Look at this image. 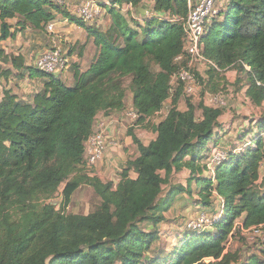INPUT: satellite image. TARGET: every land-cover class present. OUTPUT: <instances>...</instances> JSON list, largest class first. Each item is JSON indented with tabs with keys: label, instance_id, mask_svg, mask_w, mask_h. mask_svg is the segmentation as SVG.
I'll return each mask as SVG.
<instances>
[{
	"label": "trees",
	"instance_id": "obj_1",
	"mask_svg": "<svg viewBox=\"0 0 264 264\" xmlns=\"http://www.w3.org/2000/svg\"><path fill=\"white\" fill-rule=\"evenodd\" d=\"M107 2L103 6L111 26L104 32L71 16L64 10L67 4L0 0V45L27 29L46 30L56 12L84 29L99 50L87 72L74 65L72 87L37 70L47 80L32 100L0 89V264H264L263 249L245 261L238 252H228L237 222L244 229L264 225V118L257 122V134L250 127L239 135L238 141L245 145L240 151L228 152L217 133L224 108L196 106L187 99V111L177 110L183 85L177 82L180 86L172 96V81L188 64L186 58L176 62L184 52L187 0H154L153 16H142L143 23L116 6L130 4L139 14L144 0ZM10 20L18 22L12 26ZM202 45L204 56L221 71L245 74L246 97L262 107L264 0H226L219 16L209 22ZM0 60L15 70L24 67L21 56H7L1 47ZM208 67V73L201 75L206 87L200 84V94L209 87L206 92L223 94L217 93L220 85L215 82L223 72ZM10 76V71L0 73V83ZM126 79L139 115L136 125L145 126L170 98L174 106L154 126L157 139L148 146L131 132L140 155L126 164L114 188L111 182L89 176L85 143L100 113L124 110ZM249 136L252 140L244 144ZM211 146L227 152L213 169L208 167ZM184 169L190 172L186 187L172 186L166 193L164 186ZM63 184V202L57 210L48 202ZM82 186L94 190L100 206L89 215L67 214ZM180 195L198 197L196 204L205 214L221 209L220 218H213L216 232H188L168 259L152 256L157 228Z\"/></svg>",
	"mask_w": 264,
	"mask_h": 264
},
{
	"label": "rangeland",
	"instance_id": "obj_2",
	"mask_svg": "<svg viewBox=\"0 0 264 264\" xmlns=\"http://www.w3.org/2000/svg\"><path fill=\"white\" fill-rule=\"evenodd\" d=\"M85 1L87 0H66L67 7L64 10L74 18L79 19L78 10L81 8V6ZM95 1L98 3V5H100L103 12L101 15H99L100 17L94 19L92 22H87L86 24L88 26L97 27L98 24L100 23L102 26L101 27L102 29L100 30L106 32L108 30V25H107L108 14L103 6L106 0H95ZM150 1L151 0H144V2L146 3H149ZM150 12H152V10ZM55 14H56V21H55L56 23L54 24L53 33L48 32V30L34 31L33 29H30V31H27L26 33H22V34L20 33L18 34L15 40L3 44V49L7 54V56L13 58H18L19 56H21L34 69L35 63L39 58V56H41V54H43L48 50L55 49L56 45L62 48L65 54L68 53L66 54L67 56H69L70 50L71 51L73 50L72 52L76 50L78 51L81 50L83 46L80 47L78 46L81 44L80 42H83L85 40V39L81 40L82 37L81 31H78L77 29H75L74 25H71L68 22H66V20H64V16L61 15L60 13L55 12ZM150 16H152V13H150ZM136 22L138 21L136 20ZM14 23L15 22H13V24ZM64 32H66V35L62 37L61 34H65ZM68 38L70 39L69 41ZM75 39H78L80 41H77V45L73 47L74 46L73 40ZM90 41L91 40L88 38L87 44H89ZM94 48L95 46L93 44L92 49L94 50ZM70 67H71V63H70ZM196 67L200 70L199 73L200 84L206 87V85L203 84L202 77H204L208 73L209 67L203 66L200 63ZM152 69L153 71L158 70L154 66H152ZM9 70L11 72V75L13 74V78L11 79V81L18 84V85H11L13 88L18 87L20 84L18 89H20V91L21 90L28 91V93L25 94L27 96L30 94V92L35 90V88L37 87L35 83L29 82V84H27L28 86H26V83L23 84L21 82H17L19 80H16L14 78V75L16 73L13 72L14 71L13 68L6 61H0V73L8 72ZM70 72H72V69L70 70ZM26 75H28V73H26ZM220 75L221 76L217 78V81H215L218 82L220 85L217 93L223 92L224 97L226 98V106L223 109L224 115L221 117L222 118L221 121L224 124V126L228 127V131L230 135L227 138L228 140L227 147H230V150L229 149H225V150L230 152L231 150L235 151V149L237 148V152H238L245 145H241L240 142L237 140V137L239 136V134H243L250 127L251 129H254V133L257 134L258 130L256 128L257 126L256 122H259L262 118H264V105L262 107H256L249 100H247L242 94L241 89L247 84V79L245 74H239L237 70L230 69L223 72V74ZM238 80L242 81L241 85L237 84ZM124 84H125V88L127 89V97L125 103L129 107L130 105L128 104L132 103V93L128 89L130 85L128 79L125 80ZM7 85L9 86L10 84L8 83ZM1 88H5L4 81L0 85V89ZM207 89L210 90V87ZM207 89L203 90V92L208 93L206 92ZM203 92L201 94L200 92H198L196 95L192 97L185 96L186 97L185 99L186 100L189 99L194 105L198 106L200 103H203V101L205 102V99L208 100V96L206 95H209L210 93L205 95ZM23 97L25 96L23 95ZM169 106L170 104H166L164 109L169 108ZM197 113L198 115H200V111H198ZM240 129L242 130L243 133H238ZM251 129H249L248 132ZM223 136L224 135H222V137ZM250 137L251 136L248 137V141H245L244 144L252 140ZM254 137L255 135L252 138ZM140 138L146 143L150 141L148 139L143 138L142 136ZM210 148H211V156L214 155L215 156L214 158L216 159L220 158L219 154L222 153V151H220L221 148L218 149L215 148L214 146H211ZM214 162L215 161L211 160L210 161L211 164L209 166L211 165L214 166L215 165ZM261 172L264 177V165L262 167ZM162 175L164 176L163 173ZM187 178H190V174L187 171H181L179 173H175L171 178V183L169 185L164 186V191L168 193L172 189V186H182V184L187 185V180H188ZM65 185L66 184L61 185L56 196L48 202L49 204L55 206L57 210H60L61 204L63 202L62 194ZM188 198L186 197L184 198V201L188 202L186 207L182 208L181 206L180 207L176 206V208L173 210L171 207L169 212L166 213L165 215L166 221L161 223L157 228V232L159 233V239L152 246V249L150 251V254L152 256L159 255L164 258L170 257V255L173 254L176 248H178V246L181 245L182 241H184L186 235L191 233V231H195L193 228L199 227V225H201L200 231H209L212 233L216 232L215 229H213V227L210 225V222L207 221H210L211 219L217 217L220 218L221 209L220 210L217 209V211L214 212L209 211L207 214H205L203 212L202 207L196 204V201L199 200L197 197L190 198L188 196ZM99 206H100V199L94 193V190L91 187L82 186L73 195L71 204L66 210V213L73 215H89L90 213H93ZM216 212L218 213L215 214ZM203 219H205V222L202 221ZM147 227L148 226L144 225V228ZM236 227L238 231H236L235 236L228 243L229 245L228 252H238L241 256L244 257L243 259L245 261L248 258L247 256H251L252 254H260V251L262 249L264 250V244H261L260 242L253 240L251 234H246L244 232L241 233L243 227H241V230L238 228L239 225H237ZM206 262H209V260H207Z\"/></svg>",
	"mask_w": 264,
	"mask_h": 264
},
{
	"label": "crops",
	"instance_id": "obj_3",
	"mask_svg": "<svg viewBox=\"0 0 264 264\" xmlns=\"http://www.w3.org/2000/svg\"><path fill=\"white\" fill-rule=\"evenodd\" d=\"M153 2H154V0H151L149 3L143 2L142 3V8H140L138 10L139 14H134L132 16V18H134L135 20H137L140 23H143L144 20H143L142 16L151 17L150 16V13H151L150 11L153 9ZM144 3H146V4H144ZM223 4H224V0L222 1V7H224ZM107 16H108L107 25H108V29H109L110 26H111V18H110L109 15H107ZM55 21L52 23V25H54L56 23ZM174 21H177V20H174ZM13 22H15V23L13 24ZM17 22H18V20H10L9 24L12 25V26H15L17 24ZM74 27L78 31H81V33H82L81 34L82 35L81 40H84V39L85 40L83 42H80L81 44L78 46V47L83 46V48L81 50H79V51L76 50L74 52H72L73 50L69 51V56L68 57H69V60H70V63H71V67L68 70H66L65 72H63L59 76V78H61L63 80V82L66 84V86H68V87H72L75 84L74 65H76L82 73H85L92 67V65L95 63V61L97 60L98 55H99V50L97 49V47L95 45H94L95 46L94 50L92 49L93 44H94L92 40L90 41L91 43L89 42V44H87V42H88V34L86 33V31L84 29L76 26V25H74ZM101 27L102 26L99 23L97 28L102 29ZM16 29H17V27H14L12 29V31L16 32ZM27 31H30V29H27L25 32H18L14 39H9L8 41L3 42L0 45L2 50H4L3 49V44L4 43H7L9 41L15 40L17 38L18 34L26 33ZM34 31H36V30H34ZM64 33L65 34H61L62 37L64 35H66V32H64ZM69 40L70 39L68 38V41ZM73 41H74V44H73L74 46L73 47H75V45H77V41H80V40L75 39ZM23 60H24V67L21 70H15L11 63H9V62H7V63L13 68V70H14L13 72L16 73L14 75V78L16 80H19L17 82H21L23 84L26 83V86H28L27 84H29V82L30 83H35L37 85L35 90L30 92V94L27 96L25 94L28 93V91H23V90L20 91V89H18L20 84H19L18 87L13 88L11 85H18V84L14 83L13 81H11V79L13 78V74H12L9 79L2 80V82L4 81V83H5V88H1V91L3 89L11 90L14 95L18 96L19 98L23 99L24 101H30V100H32V98H33V96L35 94H37V93H39V92H41L43 90L45 82H46L47 79L45 77H43L41 74L37 73L36 67L33 69L31 67V65L28 64L25 61L24 58H23ZM71 69H72V72H70ZM26 73H28V75H26ZM2 82L0 83V85L2 84ZM8 83L10 84L9 86L7 85ZM172 86H173V93H172V96H173L175 94L176 90L178 89V87L180 86V84H178L177 81L173 79ZM246 89H247L246 86H244L241 89L242 90V94L244 95V97L247 100H249L246 97ZM182 94H181V96H180V98L178 100L176 108H177V110H179L181 112H185V111H187V100L185 99L186 97L184 95H182ZM206 94H208V93H205V95ZM23 95L25 97H23ZM206 96H208V100L205 99V102L203 101V104H205L206 106L212 107L211 99H210L212 94H209V95H206ZM1 98H2V96H0V99ZM166 104H170V106H169V108L164 109ZM128 105H130V106L128 107L127 104H125L124 110L119 111V112H116V111L109 112V113L102 112V113H100L98 115L97 120H96V121H99V120H103L104 119L105 121L108 122V130H109L108 134H109L111 139H114L119 144H118L117 148H111L107 152L105 158L102 161L98 162L95 166H93L91 168V170L89 169L90 172L92 171L89 174V176L97 177V178H99L100 180H102L105 183L111 182V183H113L114 188H116L117 185L119 184V182L121 180L120 173L126 167V164L129 161L136 160L139 157V155H140L138 146L134 142L133 135L144 146H148L151 142L155 141L157 139V133L154 131L153 128H154V126L159 125L160 123H162L166 119V117L168 116L169 112L171 111V109L174 106V102H173V99L170 98L165 103L163 109L156 116H154L149 121H147L145 126L136 125L137 121L133 120L128 115L131 110H134L133 99H132V103L131 104L129 103ZM221 119H220V126L221 127H219V129L217 130V133L221 134V136L224 135L221 138V145L225 149H229L230 150V147H227V144H228L227 138L230 136L229 135V131H228V127L224 126V124L222 123ZM146 126H149V127L147 128ZM131 132L133 133V135H131ZM238 133H242V130L240 129ZM141 136L143 138H145V139L150 140V141L148 143L144 142L143 140H141V138H140ZM238 137H237V140H238ZM183 171L189 172L186 169H184ZM189 174H190V172H189ZM261 174H262V172H261ZM131 177L135 179L137 176H136L135 173L132 172L131 173ZM182 186L186 187V185H183V184H182ZM185 197L188 198L187 195L178 196L175 199V201H174V203L172 205V210L175 209L176 206L177 207L181 206L182 208L186 207L188 202L184 201ZM240 223H241L240 221L237 222V225L242 227ZM150 257L152 258L151 255H150ZM161 258H164V257H161ZM168 258H165V259H168Z\"/></svg>",
	"mask_w": 264,
	"mask_h": 264
},
{
	"label": "built area",
	"instance_id": "obj_4",
	"mask_svg": "<svg viewBox=\"0 0 264 264\" xmlns=\"http://www.w3.org/2000/svg\"><path fill=\"white\" fill-rule=\"evenodd\" d=\"M56 6H65L66 0H48ZM223 0H187L189 14L184 22L185 41H184V52L183 55L177 58L176 62L181 63L184 58L188 59L187 67L182 68L177 76L173 79L183 85L184 95L192 97L198 92H201L200 81L197 79L196 74L200 73V70L196 67L199 63L203 66H211L219 72L221 71L214 63L209 61L203 54L202 37L205 34L206 28L209 22L219 16L222 11ZM108 5L107 0L105 1ZM226 0H224L225 4ZM116 8L125 16H133L136 14L135 8L130 4H125L121 7ZM103 12L100 5L95 0H87L83 3L81 8L78 10V17L83 22H92L94 19L100 17ZM54 25L49 24L47 27L48 32L53 33ZM67 54V53H66ZM62 48L55 46V49L48 50L41 54L35 63L36 69L47 75V76H59L70 68V61ZM197 68V69H196ZM247 70H250L247 68ZM212 107L224 108L226 106V98L223 94L212 95L210 97ZM129 117L137 121L139 115L134 110L129 112ZM94 131L85 143V165L88 169H91L98 162L105 158L107 151L111 148H117L118 143L111 139L108 134V122L103 120L96 121ZM222 151L220 158L216 159L212 155L208 161V167L213 169L214 166L222 162L227 155L225 150ZM213 160L214 166L211 165L210 161ZM205 222V219L202 220ZM217 221V219H211L210 225ZM199 227L193 228L194 230H201ZM242 232L251 234L253 240H260L264 243V225L258 227H252L250 229L242 228ZM229 246V245H228Z\"/></svg>",
	"mask_w": 264,
	"mask_h": 264
},
{
	"label": "clouds",
	"instance_id": "obj_5",
	"mask_svg": "<svg viewBox=\"0 0 264 264\" xmlns=\"http://www.w3.org/2000/svg\"><path fill=\"white\" fill-rule=\"evenodd\" d=\"M60 76V75H59ZM59 76H55V77H59Z\"/></svg>",
	"mask_w": 264,
	"mask_h": 264
}]
</instances>
